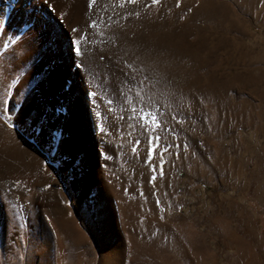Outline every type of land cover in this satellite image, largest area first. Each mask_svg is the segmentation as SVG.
I'll return each mask as SVG.
<instances>
[{"label":"rangeland","instance_id":"obj_1","mask_svg":"<svg viewBox=\"0 0 264 264\" xmlns=\"http://www.w3.org/2000/svg\"><path fill=\"white\" fill-rule=\"evenodd\" d=\"M148 2L97 0L89 10L88 0L66 1L57 18L65 34L77 28L91 38L97 30L86 25L97 21L110 36L84 43L93 75L72 59L69 78L57 38L38 40L50 74L35 87L34 114L49 117L64 103L68 82L70 104L82 98L86 116L69 134L70 150L61 139L58 151L0 122L10 133L0 136V264H264V0ZM11 44L0 47V70L11 68L12 52L2 57ZM5 75L7 112L18 94ZM92 88L113 101L111 112L88 98ZM136 93L170 129L155 133L148 163L153 133L125 103L140 107Z\"/></svg>","mask_w":264,"mask_h":264},{"label":"snow or ice","instance_id":"obj_2","mask_svg":"<svg viewBox=\"0 0 264 264\" xmlns=\"http://www.w3.org/2000/svg\"><path fill=\"white\" fill-rule=\"evenodd\" d=\"M36 3L39 2V0H35ZM45 7H48L51 10V6L48 3V0H43ZM115 4L118 7H123L125 4L127 5H134L139 2V0H114ZM17 3H21V0H17ZM97 3V0H88V8L89 10H92L93 5ZM160 3V0H149L148 3H145L144 7H150L154 6ZM180 0H176V6L179 7ZM31 7H35V4H31ZM27 10V9H26ZM111 19V18H109ZM183 19V17H181ZM39 22V18H36L35 23H25V28L27 31L20 37H17V42L12 47V55L13 59L9 61L11 64V68L9 69H3L0 71H4L6 73L5 80H10L13 78V76L17 79V85L16 90H20L24 87H26L29 82L33 79L34 76V69L36 68V60H35V53L32 51V45L35 41V37L37 35L36 32V26ZM86 27L88 29H97L98 28V22L97 21H90L87 23ZM96 36H103V32L96 31L94 35L90 38L87 33L81 32L77 28L71 29V35L64 34L63 41L68 43V49L69 52L79 58L82 56L83 51H90L91 49H83L81 48V45L85 42L89 43H95V37ZM53 43H56V41H53ZM8 42L5 41V47H7ZM0 51H3V49H0ZM98 59L101 62V66H103L104 62V56L98 55ZM74 67L80 71L83 67V60H81L79 63H76L73 61ZM127 67V66H126ZM125 69H121V73L125 74ZM10 71L11 75H8L7 73ZM84 72H86L88 75H93V73L88 69L84 68ZM48 72L43 73V78H47ZM84 78L82 74V79ZM94 79H100L99 75L94 76ZM35 87H38L36 85ZM35 87L26 93L24 100L27 101L29 98L34 97V91ZM70 88V83L66 82L64 85V90L68 91ZM7 94V93H5ZM118 95H122L121 93L117 92ZM88 98L93 101H103L105 106L107 107V111L111 112V105L113 101L106 99L104 96L98 95V93L95 91V88H92V90L88 91L86 93ZM136 96L140 98L141 100V106L137 107L136 100L128 101L126 100L125 103L129 105L127 112L131 114V118L137 121L138 127L143 133H153L151 135H147V159L144 161L145 163H148V161H151L152 155H153V142H155L157 145H159L161 137L159 135H156L155 133L157 130H163L165 132L170 131L168 127L165 126V122L167 120V116L164 113H157L150 111L148 108H145L143 106L142 97L140 93H136ZM7 101L0 100V122L6 123L9 128L14 126V123H20L25 124L27 121V127L31 130V134L34 135V138L38 140L39 143L43 146L44 144H47L50 151H58L62 141L60 139V133L59 132H50L47 137L44 132L45 125L47 123L46 118H35V117H29L28 112L25 109V104H20V109L16 112V115L9 119V116L11 115L12 108H9L7 112H4L3 109L5 105L7 104ZM12 107H15L13 105ZM62 111V108L57 106L55 108V112L59 113ZM97 116H100L101 113L97 112ZM121 119H124L122 117ZM175 120V117L172 118ZM42 121V122H41ZM178 122V121H177ZM94 126L96 129H100L101 126L99 124H96L94 122ZM142 143L139 139L135 140L133 142V148L132 151L135 153L139 150V145ZM161 164H163V160L160 161ZM162 174V173H161ZM152 179H155V176L152 177ZM18 183V182H17ZM151 183V180L149 181Z\"/></svg>","mask_w":264,"mask_h":264},{"label":"bare ground","instance_id":"obj_3","mask_svg":"<svg viewBox=\"0 0 264 264\" xmlns=\"http://www.w3.org/2000/svg\"><path fill=\"white\" fill-rule=\"evenodd\" d=\"M66 1L70 2V0H48L49 5L51 6V10L53 11L51 12V10L48 7H45L43 0H39L38 3H36L35 0H21V3H17V0H0V47L5 45V41H7L8 44H11V42L14 41V44H11L10 47H8L2 54V57H4L6 60L9 56V53L12 52L11 51L12 47L17 42L16 38L22 36L27 31V29L25 28V23H35L36 18L37 17L39 18V22L37 23V26H36L37 35L32 45V51L35 53V60H36V68L34 69V76H33V79L29 82V84L26 87L17 91V94H18L17 100L14 101L15 103L13 105L17 103L18 104L15 107L11 106L12 112L14 113V116H15L17 112L16 110L20 109V104L24 103L25 109L28 112L29 117L37 116V118L39 119L41 118L47 119L46 130L44 128L45 134H48L50 132H59L60 139L65 140V142L67 143V148H69L70 150V138H68L69 134H71L72 131L76 130L74 128L76 127L77 122L79 121V117L86 116L84 111L79 110L83 106L82 98L78 97L74 100L75 101L74 105L70 104V101L72 100H70V88H69L68 94H67V100H64V103L63 102L59 103V107L62 108L63 113H56L55 108H53L51 115L48 117L46 115L44 116L42 112H41L42 114L39 113L40 115L34 114L35 97L29 98L27 101H25L24 100L25 96L23 95L24 92L27 93L28 89H32L36 85L38 86L41 85V87H44L45 83L47 82V80H44L45 78H43V73H44L43 70L45 68L43 58L45 57L40 52V45H39L40 43L38 42V40H40L41 38L43 40V38H45L44 36H55L58 42L60 43L61 46L59 47L60 51L58 53L60 57H57V59L62 61V65L65 68L64 71L70 70V61L72 59H76L77 61L79 60L80 62L81 59L83 60L85 58H88L91 56V53H93L92 52L93 50H92L86 55L87 51L86 52L83 51L82 56L77 58L69 52L68 43L62 42L63 36L65 33L61 30L63 26H61L58 23L57 18H60L62 16L61 12L65 11ZM31 4H35V7L34 8L31 7L30 6ZM61 4L63 5L62 8L60 7ZM81 8L82 10H85L83 7ZM82 12L80 13L81 17L83 15ZM65 21L67 22V24L70 22V14H68V17L66 18ZM99 24H100V20H99ZM96 30L103 32L102 37L100 36L97 37V41L99 43L110 41L109 40L110 36L105 31H103V29H100L99 25ZM81 48L82 50L85 49L84 43L81 45ZM50 57L51 55L47 58L48 63L50 61ZM85 67L90 69L89 66L87 67V64L86 65L83 64V69L81 68L82 72L84 71ZM57 70L61 74L62 72L61 69L58 68ZM46 72H48V75L50 74L49 70ZM68 73H69V78H70V71H68ZM74 87L75 88L77 87L76 81L73 82L71 90H75ZM57 88L61 89L60 87H57ZM17 124L23 129L28 128L27 121L23 125L20 123H17ZM7 133L10 134L7 130L5 131V130L0 129V136L8 137ZM76 137L77 136H75V138ZM87 138H88L87 140L90 141V138L89 137ZM89 143H90L89 148L91 150L93 146H92L91 141Z\"/></svg>","mask_w":264,"mask_h":264}]
</instances>
